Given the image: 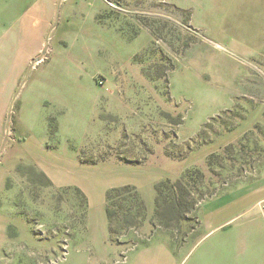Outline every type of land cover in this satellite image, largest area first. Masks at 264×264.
Instances as JSON below:
<instances>
[{
  "label": "rangeland",
  "instance_id": "1",
  "mask_svg": "<svg viewBox=\"0 0 264 264\" xmlns=\"http://www.w3.org/2000/svg\"><path fill=\"white\" fill-rule=\"evenodd\" d=\"M105 4L99 18L109 19L116 34L110 67L79 77L85 100L78 116L73 112V147L84 165L73 170V185L62 172L53 179L7 151L12 123L5 129L0 264H121L158 235L180 243L197 225L201 201L264 168V71L260 60L237 58L213 42L222 17L217 0ZM49 121L54 130V115ZM147 163L165 179L188 173V211L167 227L162 203L158 212L145 206L136 227L121 231L116 224L110 236L106 191ZM140 189L150 201L152 189Z\"/></svg>",
  "mask_w": 264,
  "mask_h": 264
},
{
  "label": "crops",
  "instance_id": "2",
  "mask_svg": "<svg viewBox=\"0 0 264 264\" xmlns=\"http://www.w3.org/2000/svg\"><path fill=\"white\" fill-rule=\"evenodd\" d=\"M222 1L213 42L237 58L260 60L264 71V0ZM106 10L105 0H0L1 147L12 123L4 148L50 177L52 172L53 179L62 172L72 185L73 170L84 165L73 147V112L78 116L85 100L79 77L110 67V35L116 32L109 19L99 18ZM134 167L132 177L123 173L122 182L111 186L133 184L141 196L140 187L148 186L151 200H142L153 210L154 184L165 178L148 163ZM263 204L264 168L201 201L197 225L180 243L158 235L121 264H264Z\"/></svg>",
  "mask_w": 264,
  "mask_h": 264
},
{
  "label": "trees",
  "instance_id": "3",
  "mask_svg": "<svg viewBox=\"0 0 264 264\" xmlns=\"http://www.w3.org/2000/svg\"><path fill=\"white\" fill-rule=\"evenodd\" d=\"M195 173L201 175L199 171ZM187 178L188 173H185L176 180L167 178L157 181L154 184L156 192L154 211L158 212L162 203L163 211H165V213L161 215V220L165 221L163 226L168 227L171 225L172 221L183 219L184 214L188 211L186 208V201L187 197L190 195V190L187 189L185 185ZM163 188H167V190L171 192V195H164ZM77 190L79 191V189ZM195 202L196 201L190 206L192 207ZM144 210V202L135 186L125 184L108 189L105 194V216L109 235L115 234V230L117 229L116 224H118V228L121 231L136 227L139 219L144 214ZM168 214L171 215V217L168 216Z\"/></svg>",
  "mask_w": 264,
  "mask_h": 264
},
{
  "label": "built area",
  "instance_id": "4",
  "mask_svg": "<svg viewBox=\"0 0 264 264\" xmlns=\"http://www.w3.org/2000/svg\"><path fill=\"white\" fill-rule=\"evenodd\" d=\"M263 207H264V204H263Z\"/></svg>",
  "mask_w": 264,
  "mask_h": 264
}]
</instances>
